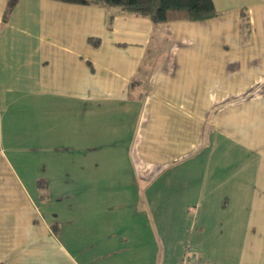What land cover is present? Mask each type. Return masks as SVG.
I'll use <instances>...</instances> for the list:
<instances>
[{
    "label": "crops",
    "instance_id": "1",
    "mask_svg": "<svg viewBox=\"0 0 264 264\" xmlns=\"http://www.w3.org/2000/svg\"><path fill=\"white\" fill-rule=\"evenodd\" d=\"M213 3L0 0V263L264 264V0Z\"/></svg>",
    "mask_w": 264,
    "mask_h": 264
},
{
    "label": "trees",
    "instance_id": "2",
    "mask_svg": "<svg viewBox=\"0 0 264 264\" xmlns=\"http://www.w3.org/2000/svg\"><path fill=\"white\" fill-rule=\"evenodd\" d=\"M75 6H100L106 9L120 8L124 13L151 20L154 24L175 21L196 22L215 18L213 0H51ZM17 0H6L2 22L5 23L16 6ZM242 26L248 28L246 10L240 11ZM92 47L98 40L88 39ZM3 264V263H0Z\"/></svg>",
    "mask_w": 264,
    "mask_h": 264
},
{
    "label": "rangeland",
    "instance_id": "3",
    "mask_svg": "<svg viewBox=\"0 0 264 264\" xmlns=\"http://www.w3.org/2000/svg\"><path fill=\"white\" fill-rule=\"evenodd\" d=\"M33 110H36L37 111V108H33ZM46 115L48 117L50 116V114L49 113L47 114V112H46ZM52 115H53V118H54V112H52ZM30 118H34V116H32ZM23 131L26 132V133H34L33 128H31L29 125H25V127L23 128Z\"/></svg>",
    "mask_w": 264,
    "mask_h": 264
}]
</instances>
